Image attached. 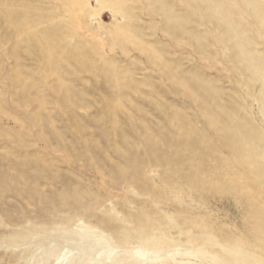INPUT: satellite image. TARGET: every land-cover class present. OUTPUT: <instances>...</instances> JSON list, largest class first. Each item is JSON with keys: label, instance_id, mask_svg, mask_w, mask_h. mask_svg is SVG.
I'll return each instance as SVG.
<instances>
[{"label": "rangeland", "instance_id": "1", "mask_svg": "<svg viewBox=\"0 0 264 264\" xmlns=\"http://www.w3.org/2000/svg\"><path fill=\"white\" fill-rule=\"evenodd\" d=\"M75 3L0 0V264H263L261 87L222 11Z\"/></svg>", "mask_w": 264, "mask_h": 264}, {"label": "bare ground", "instance_id": "2", "mask_svg": "<svg viewBox=\"0 0 264 264\" xmlns=\"http://www.w3.org/2000/svg\"><path fill=\"white\" fill-rule=\"evenodd\" d=\"M189 1L195 7L202 8L204 12H206L208 15L216 16V10L222 11L223 17L219 18V21L221 23H225L228 25L227 38L229 41L232 42L233 48L239 50L238 58H237L239 66L241 68L243 67L242 69L250 73L251 75L249 80L250 87L254 88L257 85H260L261 87V93L259 95V98L262 102L263 112H264V56L258 53V51H256L254 48L247 47V45L255 43L254 39L247 37L245 32L243 30L237 29L234 24V21L240 15L242 10L246 13H248L249 11L250 14H253L256 17L257 23L260 27L259 28L260 33L264 37V0H189ZM74 3L76 5L78 3V7L82 5L85 6L87 5V0H74ZM118 10L121 11V8L118 7ZM90 15L92 16L94 22L99 23L101 21V16L96 11H93ZM78 19L80 26L84 27L85 25L81 15H79ZM125 30H127V28ZM248 124L250 125V123ZM248 124L245 123L243 126H240L237 132H231V134L233 135L232 138H236L237 136H239L238 134H240L244 136L246 139L248 136L245 134V129L248 127ZM250 126H252V131L258 134L257 138L260 139V141L264 144V131L260 130L257 126H253V125ZM259 145L262 146L261 144ZM258 232L259 231H257V234Z\"/></svg>", "mask_w": 264, "mask_h": 264}]
</instances>
